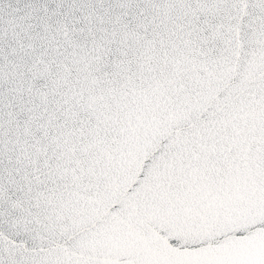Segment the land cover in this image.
<instances>
[{"label":"snow or ice","instance_id":"6c2138e0","mask_svg":"<svg viewBox=\"0 0 264 264\" xmlns=\"http://www.w3.org/2000/svg\"><path fill=\"white\" fill-rule=\"evenodd\" d=\"M0 264H264V0H0Z\"/></svg>","mask_w":264,"mask_h":264}]
</instances>
